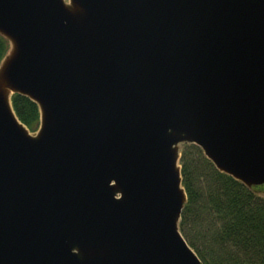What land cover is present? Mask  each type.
Returning <instances> with one entry per match:
<instances>
[{"label": "water", "instance_id": "obj_1", "mask_svg": "<svg viewBox=\"0 0 264 264\" xmlns=\"http://www.w3.org/2000/svg\"><path fill=\"white\" fill-rule=\"evenodd\" d=\"M0 34V264H202L179 146L264 184V0H0Z\"/></svg>", "mask_w": 264, "mask_h": 264}, {"label": "trees", "instance_id": "obj_2", "mask_svg": "<svg viewBox=\"0 0 264 264\" xmlns=\"http://www.w3.org/2000/svg\"><path fill=\"white\" fill-rule=\"evenodd\" d=\"M7 47L0 34V60ZM11 102L19 119L35 129L36 102L17 92ZM193 151L201 155L199 145L184 142L179 158L187 194L179 219L184 238L203 264H264V195L257 186L249 187L219 170L209 158L208 181L198 186L201 175L190 158Z\"/></svg>", "mask_w": 264, "mask_h": 264}, {"label": "rangeland", "instance_id": "obj_3", "mask_svg": "<svg viewBox=\"0 0 264 264\" xmlns=\"http://www.w3.org/2000/svg\"><path fill=\"white\" fill-rule=\"evenodd\" d=\"M185 143H188V142H185ZM183 144L184 143H181L180 146H179L180 154H181V149L183 148ZM199 148H200V146H199ZM200 153H201V155L200 154L195 155V152L193 151L190 158L193 161V165L195 163H197L195 165H196L197 168L199 167L198 168L199 169L198 172L200 173L201 177H200V180H198V186L203 187L207 183L208 178H209V174L207 172H205V171L210 169L211 166H210V163L208 162L209 159L204 155V153H203L201 148H200ZM253 186H257V188L259 190L258 192L259 193L261 192L260 194L264 195L263 194L264 184H256V185H253Z\"/></svg>", "mask_w": 264, "mask_h": 264}]
</instances>
